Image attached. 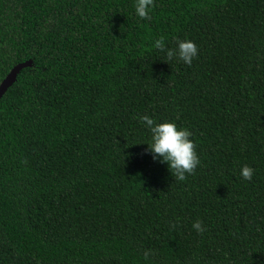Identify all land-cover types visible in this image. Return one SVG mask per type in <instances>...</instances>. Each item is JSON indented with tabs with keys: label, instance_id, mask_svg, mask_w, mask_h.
<instances>
[{
	"label": "trees",
	"instance_id": "1",
	"mask_svg": "<svg viewBox=\"0 0 264 264\" xmlns=\"http://www.w3.org/2000/svg\"><path fill=\"white\" fill-rule=\"evenodd\" d=\"M27 60L0 98V264H264V0H0V84ZM144 114L191 131L185 179Z\"/></svg>",
	"mask_w": 264,
	"mask_h": 264
},
{
	"label": "clouds",
	"instance_id": "2",
	"mask_svg": "<svg viewBox=\"0 0 264 264\" xmlns=\"http://www.w3.org/2000/svg\"><path fill=\"white\" fill-rule=\"evenodd\" d=\"M154 0H134V11L141 19H150V11ZM154 47L161 50L171 59L175 57L185 64H191L198 53L197 45L191 39H177L174 48H166L164 37L154 40ZM139 120L150 133L147 140V151L153 160L162 163L166 162L169 170L178 180L185 179L186 174H191L200 163L199 156L194 147L192 133L187 127L178 126L175 121H156L148 114L141 115ZM240 175L245 180L251 179L253 169L248 165L241 166ZM192 228L197 232H202L201 221L199 219L192 223ZM145 257L148 253L145 252Z\"/></svg>",
	"mask_w": 264,
	"mask_h": 264
},
{
	"label": "water",
	"instance_id": "3",
	"mask_svg": "<svg viewBox=\"0 0 264 264\" xmlns=\"http://www.w3.org/2000/svg\"><path fill=\"white\" fill-rule=\"evenodd\" d=\"M33 64L32 60H27L24 62H20L16 64L11 71L7 74V76L3 79L0 84V98L7 91V89L14 83L17 78V75L20 73L22 68L31 66Z\"/></svg>",
	"mask_w": 264,
	"mask_h": 264
}]
</instances>
